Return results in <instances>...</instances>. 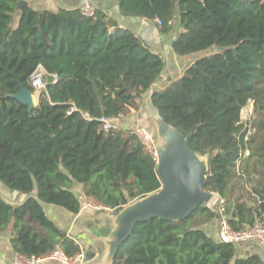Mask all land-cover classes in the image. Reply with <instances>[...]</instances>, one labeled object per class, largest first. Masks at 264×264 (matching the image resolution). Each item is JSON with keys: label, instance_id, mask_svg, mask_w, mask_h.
I'll list each match as a JSON object with an SVG mask.
<instances>
[{"label": "trees", "instance_id": "obj_1", "mask_svg": "<svg viewBox=\"0 0 264 264\" xmlns=\"http://www.w3.org/2000/svg\"><path fill=\"white\" fill-rule=\"evenodd\" d=\"M20 1L0 0V182L37 194L8 201L0 192V233L12 230L15 252L45 256L57 245L69 258L82 252L45 209L78 213L76 184L115 215L161 188L157 161L134 127L106 131L99 120L130 116L147 99L208 157L206 189L219 201L179 221L139 222L113 264H264L259 255L238 257L235 243L206 230L222 217L236 230L264 221V0H113L122 15L153 23L161 35L179 24L178 56L223 49L160 89L166 59L105 7L95 4L87 16L80 7ZM40 65L50 74L48 94L30 110L11 95L34 91ZM250 101L254 113L243 120Z\"/></svg>", "mask_w": 264, "mask_h": 264}, {"label": "water", "instance_id": "obj_2", "mask_svg": "<svg viewBox=\"0 0 264 264\" xmlns=\"http://www.w3.org/2000/svg\"><path fill=\"white\" fill-rule=\"evenodd\" d=\"M22 0L18 7L28 5ZM34 91L23 87L12 94L30 110L38 105L31 103ZM147 115L155 125L154 136L158 152L157 172L161 179L160 189L135 199L125 205L114 217L111 225L95 224L94 234L105 243V251L98 264H113L121 245L131 236L139 222L152 218L179 221L188 217L199 205L209 204L215 193L206 189L208 157L189 146L187 138L160 111L147 107ZM36 191L22 193L12 191L14 201H26ZM105 212V210H102Z\"/></svg>", "mask_w": 264, "mask_h": 264}, {"label": "crops", "instance_id": "obj_3", "mask_svg": "<svg viewBox=\"0 0 264 264\" xmlns=\"http://www.w3.org/2000/svg\"><path fill=\"white\" fill-rule=\"evenodd\" d=\"M62 5L59 7L79 8L85 0H59ZM97 5L105 7L111 15H113L123 27H126L140 37L145 43L155 52L160 53L166 59L167 67L163 73L162 79L155 85L154 88L160 89L167 85L169 78L180 77L186 68L191 64H187L184 57L178 56L172 49L173 38L169 35H161L159 29L153 23L137 17H126L122 15L113 0H91ZM31 3L38 9H54V7H45L46 0H32ZM58 7V6H57ZM166 54V55H165ZM147 101V99L145 100ZM147 103V102H146ZM140 114L133 113L130 116L121 120V126L125 129H130L136 126H141L144 120ZM5 198L12 201V191L5 187ZM79 190V191H76ZM74 191L80 199L88 198L83 194L82 185L76 184ZM8 195V196H7ZM219 200V195L215 193L213 202ZM218 203V202H217ZM45 209L48 215L56 222V224L65 230L81 246L83 260L77 261L75 264H98L104 251L105 243L97 238L94 234L93 227L95 224L111 225L115 215L109 211H90L83 209L78 213H72L67 209L46 204ZM219 220H214L206 226V230L213 237L216 233ZM13 232L9 230L0 233V264H13V259L16 254L12 244ZM238 257H248L259 255L264 262V248L252 242L241 243L237 245ZM39 264H63L58 259L48 258Z\"/></svg>", "mask_w": 264, "mask_h": 264}, {"label": "built area", "instance_id": "obj_4", "mask_svg": "<svg viewBox=\"0 0 264 264\" xmlns=\"http://www.w3.org/2000/svg\"><path fill=\"white\" fill-rule=\"evenodd\" d=\"M81 12L87 16H93L95 14V5L91 0H85L80 5ZM160 23V21L158 20ZM48 76L50 74L46 71L43 66H39L31 76L30 84L34 88V92L40 94H48L47 84ZM54 82L58 81L57 75H52ZM126 117L121 118H107L102 117L99 120L102 123V127L106 131H111L113 129L121 128V120ZM134 132L138 135L146 150L158 161V152L156 148V138L154 133L148 126H136L133 128ZM214 199V198H213ZM213 199L209 204H207L212 209H217V202H213ZM82 208L90 211H100L105 210L113 212L114 210L102 205L101 203L95 201L92 197L84 198L82 201ZM219 211V210H218ZM222 211V209H220ZM214 238L220 242H232L236 245L246 242H252L260 245L264 248V221H256L254 224L247 226L246 228L236 230L234 229L225 217L219 219L218 227ZM53 258L60 260L63 264H75L77 261L83 260V255L79 254L75 258H69L66 256L60 245L56 246V249L48 255L36 256V255H25L16 253L13 259V264H39L42 261Z\"/></svg>", "mask_w": 264, "mask_h": 264}, {"label": "rangeland", "instance_id": "obj_5", "mask_svg": "<svg viewBox=\"0 0 264 264\" xmlns=\"http://www.w3.org/2000/svg\"><path fill=\"white\" fill-rule=\"evenodd\" d=\"M92 3L94 4L95 2L92 1ZM61 5H62V3L59 0H46L45 7H54L57 9ZM181 30H182L181 26L179 24H176L174 31L169 35V37L176 39ZM222 50L223 49L221 47L214 46V47L207 49V50L192 53L191 55L184 57L185 62H186V66H187V64H192L193 62H195L196 60H198L200 58L212 55L214 53H218ZM34 95H37V100H36V104H37L39 102L41 94L38 92H35ZM148 106H149L148 101H145V99H144V100L140 101V108L138 110L133 109L132 111H133V113L140 114L139 116H141V119L144 120V123L147 126H149V128L151 130L152 129L155 130V125H154L153 121L147 115V107ZM253 113H254V104H253V101H250L249 104L242 110L241 117L243 120H249L252 117ZM5 190H6L5 186L3 185L2 182H0V192L1 193L3 192L2 194H4L7 191V190L6 191ZM76 191H79V190H76ZM111 213L115 215L114 211Z\"/></svg>", "mask_w": 264, "mask_h": 264}, {"label": "bare ground", "instance_id": "obj_6", "mask_svg": "<svg viewBox=\"0 0 264 264\" xmlns=\"http://www.w3.org/2000/svg\"><path fill=\"white\" fill-rule=\"evenodd\" d=\"M36 100H37V95H33L32 97H31V103L32 104H36Z\"/></svg>", "mask_w": 264, "mask_h": 264}]
</instances>
